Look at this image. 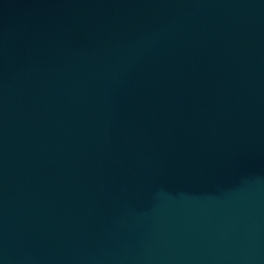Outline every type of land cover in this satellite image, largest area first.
Returning <instances> with one entry per match:
<instances>
[{
	"label": "water",
	"instance_id": "95a60500",
	"mask_svg": "<svg viewBox=\"0 0 264 264\" xmlns=\"http://www.w3.org/2000/svg\"><path fill=\"white\" fill-rule=\"evenodd\" d=\"M0 264H264V0H0Z\"/></svg>",
	"mask_w": 264,
	"mask_h": 264
}]
</instances>
